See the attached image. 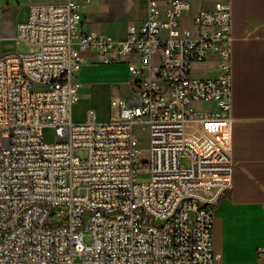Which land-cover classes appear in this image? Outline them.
Returning a JSON list of instances; mask_svg holds the SVG:
<instances>
[{
	"label": "built area",
	"instance_id": "2783aa9c",
	"mask_svg": "<svg viewBox=\"0 0 264 264\" xmlns=\"http://www.w3.org/2000/svg\"><path fill=\"white\" fill-rule=\"evenodd\" d=\"M92 1L32 5L15 40L38 51L0 57V264H217L215 208L233 188L231 0L200 11L190 29L180 26L190 1L162 11L147 0V19L124 39L82 32L79 5ZM82 53L126 62L134 78L107 123L93 110L73 120ZM210 54L221 75L194 78L192 64ZM201 101L216 109H191Z\"/></svg>",
	"mask_w": 264,
	"mask_h": 264
},
{
	"label": "crops",
	"instance_id": "0c3cea01",
	"mask_svg": "<svg viewBox=\"0 0 264 264\" xmlns=\"http://www.w3.org/2000/svg\"><path fill=\"white\" fill-rule=\"evenodd\" d=\"M67 0H0V8L13 7L27 21L32 5L62 4ZM93 0L80 3L82 32L124 39L128 26L139 25L149 14L147 0ZM162 11L171 0H155ZM190 9L180 20L182 28H193L202 10H212L216 0H188ZM232 16V159L233 188L219 200L214 213L213 240L220 255L217 264H254L264 247V0H231ZM18 27V26H17ZM17 30L5 34L16 45ZM77 50H80L78 43ZM86 62L77 77L79 98L72 110L75 123L87 120L93 110L99 122L111 120L113 97L130 98L134 78L127 63L103 64L102 57L82 53ZM220 59L210 54L191 66L194 78L207 80L221 75ZM191 109H216L212 101L193 103Z\"/></svg>",
	"mask_w": 264,
	"mask_h": 264
},
{
	"label": "rangeland",
	"instance_id": "374dc122",
	"mask_svg": "<svg viewBox=\"0 0 264 264\" xmlns=\"http://www.w3.org/2000/svg\"><path fill=\"white\" fill-rule=\"evenodd\" d=\"M113 4L118 2L117 0H111ZM23 17V13L18 10L17 8L13 7H2L0 8V57L9 54V53H18V54H34L38 51L37 48L28 46L26 44H20L16 45L14 42H12L9 39H2L5 34H11L17 30V24ZM34 90H40L42 87L35 85L33 87ZM137 149L138 154L137 158L139 162L141 163V166L139 167L138 173H148L147 166L143 163H147L149 159V150H148V137L146 133H139L137 135ZM75 156L79 157L81 159H86L87 154L84 151H75ZM181 165L188 168L190 166L189 161L182 157L180 160ZM147 176H140L139 181L143 182L147 180ZM85 243H90V237H85Z\"/></svg>",
	"mask_w": 264,
	"mask_h": 264
}]
</instances>
